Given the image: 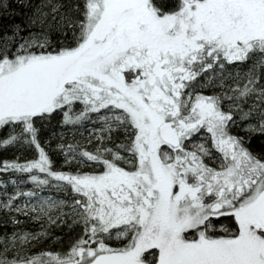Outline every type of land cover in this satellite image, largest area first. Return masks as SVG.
I'll return each mask as SVG.
<instances>
[{
  "label": "snow or ice",
  "instance_id": "1",
  "mask_svg": "<svg viewBox=\"0 0 264 264\" xmlns=\"http://www.w3.org/2000/svg\"><path fill=\"white\" fill-rule=\"evenodd\" d=\"M0 133V264H264V0H0Z\"/></svg>",
  "mask_w": 264,
  "mask_h": 264
},
{
  "label": "trees",
  "instance_id": "2",
  "mask_svg": "<svg viewBox=\"0 0 264 264\" xmlns=\"http://www.w3.org/2000/svg\"><path fill=\"white\" fill-rule=\"evenodd\" d=\"M234 131H235V129H234ZM59 132H60L59 125L56 123V121H53L52 126L45 125V127L41 133V139H42V141H47L51 137L52 144H55L57 142V140H56L55 136L53 135V133H59ZM0 135H3V133H0ZM70 135H72V133L68 132V137H70ZM257 143H259V141H257ZM17 154L18 153L16 152L15 149L9 148L7 151H5L3 148H0V160L6 159V158L7 159L13 158ZM51 155H52L53 160L56 162L57 167L59 168L61 163H62V157L55 152H52ZM20 158L22 160L25 158L31 159V158H33V152L31 150L23 151L22 153H20ZM0 180L7 181L6 186L8 187L9 191H11L12 188L14 187L11 184V181H10L8 175L2 171H0ZM27 187H31V184L29 183L27 185ZM57 235H62V233L57 232ZM53 247H56V246L53 245Z\"/></svg>",
  "mask_w": 264,
  "mask_h": 264
},
{
  "label": "rangeland",
  "instance_id": "3",
  "mask_svg": "<svg viewBox=\"0 0 264 264\" xmlns=\"http://www.w3.org/2000/svg\"><path fill=\"white\" fill-rule=\"evenodd\" d=\"M71 136V135H70Z\"/></svg>",
  "mask_w": 264,
  "mask_h": 264
}]
</instances>
